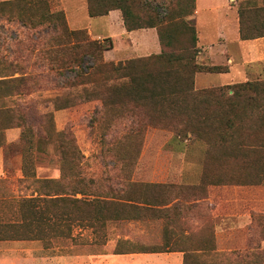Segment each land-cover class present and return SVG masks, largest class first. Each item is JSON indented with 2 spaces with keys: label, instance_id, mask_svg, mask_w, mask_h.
I'll use <instances>...</instances> for the list:
<instances>
[{
  "label": "trees",
  "instance_id": "trees-1",
  "mask_svg": "<svg viewBox=\"0 0 264 264\" xmlns=\"http://www.w3.org/2000/svg\"><path fill=\"white\" fill-rule=\"evenodd\" d=\"M148 0H87L88 13L92 17L108 14L119 9L127 30L155 27L161 51L147 56L120 60L117 63L105 59V51L113 47L91 38L87 29H71L63 10L52 9L51 0H0V26L4 23H19L35 31L36 40L47 38L49 68L65 74L70 87L81 86V92L65 97H56V109L76 106L83 102L98 100L102 109L114 108V116L128 119V130L107 151L117 159L134 163L139 156L140 139L149 128L159 127L172 131L173 137L183 142H198L203 145V170L196 182L167 184L143 183L128 176V189L120 196H113L109 190L102 194L96 188L88 190L77 179L66 182V156L81 157L77 146L68 138L66 131L57 132L61 140L58 149L61 154V176L41 178L36 176L32 140L36 131L27 124L25 117L17 114L14 107L0 108L5 118L0 122L2 130L14 125L23 126L21 140L30 146L23 154V173L36 183L35 193L14 201L17 204L13 214L0 217V240L50 239L73 237L76 226L97 230L109 221L126 218H143L142 210L154 208L145 196L143 188H167L172 196L158 205L177 210L182 205L183 193L193 199L190 205L204 197L199 192L215 193L219 186H260L264 185V78H249L232 84L197 89V72H228V64H206L197 60L201 48L198 46L196 24L190 17L196 12V0L164 1L148 5ZM239 32L243 40L264 37V6L242 4L238 8ZM35 40V41H36ZM34 50V49H33ZM10 51H14L11 48ZM18 73V75H17ZM105 82H98L96 77ZM29 71L21 63L8 62L0 45V98L26 95L32 92ZM48 122L53 114L44 115ZM128 172L131 169L127 170ZM130 191V192H129ZM208 192V193H209ZM83 195L78 197L77 194ZM125 193H131L125 195ZM194 193V194H193ZM8 201L3 198L0 202ZM223 201V200H221ZM144 205V206H142ZM186 206V204H185ZM196 206V205H195ZM215 206V205H214ZM258 204L250 210L261 211ZM128 212L135 210L127 215ZM255 219V218H253ZM179 231L166 226L168 235L161 247L150 248L149 252H184L183 264H263L264 249L257 246L250 253L251 260L238 250L236 259H220L222 252L216 251L214 238L196 240V232ZM210 227L207 225L206 230ZM173 235V236H172ZM213 251L210 260L200 253ZM145 252L119 249L114 253ZM258 260V261H256ZM243 261V262H242ZM242 262V263H241Z\"/></svg>",
  "mask_w": 264,
  "mask_h": 264
},
{
  "label": "rangeland",
  "instance_id": "rangeland-1",
  "mask_svg": "<svg viewBox=\"0 0 264 264\" xmlns=\"http://www.w3.org/2000/svg\"><path fill=\"white\" fill-rule=\"evenodd\" d=\"M51 1L52 9L63 11L64 4L77 3L79 11L74 24L77 29H87L88 26L94 30L100 28L103 18L90 16L87 9L81 5L87 0ZM164 1H172L175 4L176 0H148L145 3L156 5ZM242 4L264 6V0H215L213 3L200 0L201 12L190 17L197 23L200 42L216 43L215 46H219L218 41H221L222 36L223 39H230L232 48H241V56L247 55L248 59L255 57V41H234L236 18L239 21L238 8ZM121 31L118 22L114 23L111 32L116 37L117 51L109 53L111 60L121 57L124 53L118 37ZM90 37L93 38L91 34ZM47 38L49 35L36 40L35 31L19 23H4L0 26V45L6 61L20 62L24 70L31 74L32 81L29 82L33 85L29 94L0 98V108L14 107L17 114L23 115L27 124L36 131L37 134L30 135V139L33 142L34 171L37 177L61 176V154L58 149L61 140L57 132L64 130L69 136L63 141L69 142L68 139L72 136L81 154V157L75 160L69 151L64 160L67 183L77 179L88 190L96 188L102 194L113 190L110 192L113 196H120L128 189V176L131 180L143 183L176 185L196 182L200 178L204 155L203 145L198 142H181L173 137L170 130L149 128L139 140V156L137 155L134 163L129 166L131 159H117L118 157L107 151L118 140L124 141L121 136L130 125L128 119H117V115L114 116V108L105 111L101 102L94 100L56 109V97L77 94L81 92V86L70 87L67 80L72 78V74L63 76L49 68V55L44 51L49 46L46 44ZM98 40L105 45L109 43L105 38ZM11 48H14V51L11 52ZM200 55L199 53L197 57L198 62L206 63ZM252 66L246 67L248 78H264L261 74L252 73L255 72ZM96 79L98 82H105L103 77L97 76ZM47 112L53 114L52 122H48L44 116ZM4 118L5 114L0 110V122ZM22 129L23 126L14 125L2 130L0 199L8 201L0 202V217L4 214L11 215L17 210L14 198L17 200L35 193L36 183L23 173V154L30 144L21 140ZM129 169L131 171L128 172ZM144 190V197L149 196V202L156 204L151 210H142L145 217L109 221L104 228L97 230L76 226L73 237L50 239V244L41 239L0 240V264H123L121 259L114 256L118 243L119 249L145 251L131 253H159L146 250L162 246L168 236L165 231L167 225L175 231L184 227L185 230L196 232V240L209 236L214 238L216 251L222 252L220 259L223 261L229 260L227 258L236 259L235 250L241 252L244 257H251L250 253L255 247L261 246L264 249V185L219 186L215 188V193L220 195L215 197L216 201L212 199L213 193L202 191L198 194L209 197H203L200 202L195 203L196 206L190 205L193 196L183 193L184 199L189 202L181 201L182 205L177 206V210L169 208L170 205L158 204L174 195L179 196V189L176 193H169L167 188H143L142 191ZM130 194L125 193L126 196ZM77 196L83 195L79 193ZM255 203L259 206L257 210L261 211H252V217L250 210ZM134 211L128 212L126 209L124 212L129 215ZM207 225L209 230H206ZM212 254L215 253L207 251L200 253V257L211 261L217 257ZM248 256L245 261L251 260Z\"/></svg>",
  "mask_w": 264,
  "mask_h": 264
},
{
  "label": "crops",
  "instance_id": "crops-1",
  "mask_svg": "<svg viewBox=\"0 0 264 264\" xmlns=\"http://www.w3.org/2000/svg\"><path fill=\"white\" fill-rule=\"evenodd\" d=\"M213 3L215 0H209ZM87 9V2L84 1L81 4ZM214 5H212L213 7ZM216 7V6H214ZM83 8V7H82ZM81 8V9H82ZM65 15L67 17L68 24L71 29H77L76 19L78 18L79 6L76 2H69L64 4L63 7ZM201 12L200 0H196V12L198 15ZM89 14V13H88ZM238 14V13H237ZM100 28L97 27L96 30L92 29L90 26L86 27L88 32L93 38H111L113 47L105 51V59L107 61L118 62L120 60H125L134 57L147 56L153 53H159L161 51V45L159 42V37L157 29L155 27L140 28L134 30H127L124 25V20L122 18V13L119 9L111 10L108 14L102 16ZM197 21V19H196ZM118 22L122 31L119 36L121 43L123 45L121 57H115L111 60L109 53L116 50V37L112 34V28L114 23ZM197 25V23H196ZM197 27V26H196ZM198 31V30H197ZM235 38L234 41L240 43L243 39L240 37L239 32V21L236 18L235 23ZM199 38V36H198ZM221 41H218L219 46H215L216 43H204L198 40V44L201 48L200 58L206 61V64H228L230 70L228 72H197L195 76V86L197 89H202L211 86L232 84L238 81H244L249 79L246 67L248 65H253L255 72L264 76V38L255 39L257 52L255 57L248 59L247 55L241 56L240 47L232 48L230 46V39H223L220 36ZM109 57V58H108ZM251 73V74H252ZM212 74H219L218 76H213ZM184 252L182 251H171V252H159V253H124L116 254L117 259H121L123 264H183ZM154 259V261H153ZM157 259V261H155ZM162 261V262H161Z\"/></svg>",
  "mask_w": 264,
  "mask_h": 264
}]
</instances>
